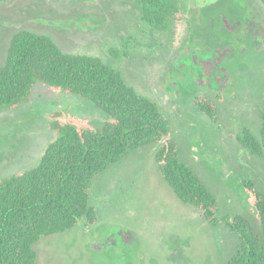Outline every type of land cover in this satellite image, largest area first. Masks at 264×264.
I'll use <instances>...</instances> for the list:
<instances>
[{
  "label": "rangeland",
  "instance_id": "rangeland-1",
  "mask_svg": "<svg viewBox=\"0 0 264 264\" xmlns=\"http://www.w3.org/2000/svg\"><path fill=\"white\" fill-rule=\"evenodd\" d=\"M183 19L158 31L138 0H7L0 3V62L21 29L51 37L64 51L101 58L169 120L179 159L215 195L217 214L259 226L242 187L264 190V155L241 148L244 127L259 138L264 112V5L260 0H180ZM212 101L216 121L197 109ZM94 126L108 115L82 96L36 83L28 100L0 109V177L35 167L57 137L61 115ZM149 143L94 177L98 220L42 236L36 264H226L239 247L182 202L159 173Z\"/></svg>",
  "mask_w": 264,
  "mask_h": 264
},
{
  "label": "trees",
  "instance_id": "trees-1",
  "mask_svg": "<svg viewBox=\"0 0 264 264\" xmlns=\"http://www.w3.org/2000/svg\"><path fill=\"white\" fill-rule=\"evenodd\" d=\"M138 4L141 18L158 31L183 19L180 0ZM36 83L87 98L108 118L94 126L80 115H61L55 123L57 137L39 163L0 177V264H36L35 244L42 236L96 223L97 209L89 196L94 177L131 150L153 142L159 144L157 169L175 195L212 226L223 225L237 234L239 247L226 264H264V190L251 179L242 182L258 232L243 215L219 216L215 195L179 159L169 120L118 70L97 56L64 52L48 35L21 29L12 35L0 62V109L26 102ZM194 104L216 121L212 101L195 98ZM236 138L242 149L263 156L264 112L259 138L247 127Z\"/></svg>",
  "mask_w": 264,
  "mask_h": 264
}]
</instances>
